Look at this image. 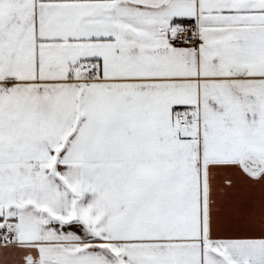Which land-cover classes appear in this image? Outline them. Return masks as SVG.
I'll return each instance as SVG.
<instances>
[{"label": "snow or ice", "instance_id": "snow-or-ice-1", "mask_svg": "<svg viewBox=\"0 0 264 264\" xmlns=\"http://www.w3.org/2000/svg\"><path fill=\"white\" fill-rule=\"evenodd\" d=\"M0 264H264V0H0Z\"/></svg>", "mask_w": 264, "mask_h": 264}]
</instances>
